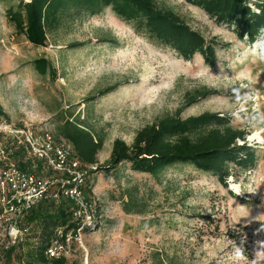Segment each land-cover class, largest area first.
<instances>
[{"label": "rangeland", "instance_id": "rangeland-1", "mask_svg": "<svg viewBox=\"0 0 264 264\" xmlns=\"http://www.w3.org/2000/svg\"><path fill=\"white\" fill-rule=\"evenodd\" d=\"M154 1L217 44L214 64L198 55L183 61L110 9L63 22L45 48H35L14 34L0 8V108L15 126L36 133H52L57 112L87 119L104 139L98 165L108 161L115 139L130 145L138 130L166 115L227 116L249 133L254 170H233L226 189L191 168L156 177L128 166L90 174L92 220L88 231L69 236L64 255L68 264H264V33L249 44L184 0ZM42 57L53 64L54 78L33 71L31 62ZM201 88L211 95L184 106L186 94ZM126 203L132 214L125 213ZM14 220L13 227L28 231L21 244L37 242L36 226L21 222L23 215L0 196V264L12 242L9 230L11 238L17 234L9 229Z\"/></svg>", "mask_w": 264, "mask_h": 264}, {"label": "trees", "instance_id": "trees-1", "mask_svg": "<svg viewBox=\"0 0 264 264\" xmlns=\"http://www.w3.org/2000/svg\"><path fill=\"white\" fill-rule=\"evenodd\" d=\"M1 1H9L6 6L0 3V8L5 10V22L15 35L22 36L35 48H45L48 35L63 22L92 17L110 9L116 18L133 27L136 34L145 35L150 41L170 48L183 61H190L198 55L206 64L216 62L217 44L189 28L173 10L158 8L154 0ZM184 1L199 9L215 24L231 28L239 40L246 39L253 44L264 33V0ZM30 65L37 76H56L53 64L45 57L35 59ZM210 95L211 92L205 88L188 93L184 106ZM79 118L74 116L73 111L53 114L51 135L56 141L66 142L75 160L85 169L82 185L84 200L90 193L87 182L90 174L119 172L126 166L135 174L152 177L172 169L191 168L215 177L224 189L227 188V179L235 177L233 170L245 173L256 168V151L245 143L249 133L235 128L230 118L217 113H203L187 119H181L177 114L161 117L138 130L130 145L115 139L109 159L103 165H98L97 160L103 147V136L91 129L87 119L80 121ZM8 159L13 168L48 181L49 187L45 198L28 208L12 203L13 210L23 215L21 222L36 226L38 236L33 244L28 242L29 239L21 244L27 233L20 240L9 242V246L2 249L4 264H68L64 254L57 258L46 255L54 242L65 245L66 234L72 233L74 237L80 227V221L73 218L75 204L62 195L64 186L59 181L65 178L49 170L43 160L26 153L15 143L10 146ZM86 202L89 203L88 200ZM129 207L128 203L123 206L126 214H132ZM18 222L14 220L11 223L17 226ZM87 227H83L80 233L88 231ZM58 232L61 236L57 235Z\"/></svg>", "mask_w": 264, "mask_h": 264}, {"label": "built area", "instance_id": "built-area-1", "mask_svg": "<svg viewBox=\"0 0 264 264\" xmlns=\"http://www.w3.org/2000/svg\"><path fill=\"white\" fill-rule=\"evenodd\" d=\"M13 143L23 147L26 153L43 160L49 170L65 178L63 181H59L64 186L62 195L76 206L73 218L80 221V227L76 230L74 237L80 235L81 229L88 225L92 216L90 205L82 195L86 171L75 160L71 147L64 141H56L48 131L36 133L30 128L15 126L9 121L6 114L0 111V166L3 164V167H0V196L4 205L9 209H13V202L24 208L32 206L45 198V193L49 187L48 181L13 168L8 159L10 146ZM13 226L15 224L9 229H15L17 234L11 238L9 230L8 236L12 242H15L27 233V229H17ZM57 235L61 236V232H58ZM71 235L72 233L66 234L65 245L54 242L46 251V255L49 258H57L64 254L66 242Z\"/></svg>", "mask_w": 264, "mask_h": 264}, {"label": "clouds", "instance_id": "clouds-1", "mask_svg": "<svg viewBox=\"0 0 264 264\" xmlns=\"http://www.w3.org/2000/svg\"><path fill=\"white\" fill-rule=\"evenodd\" d=\"M238 255H239V253H238ZM253 264H256V262H255V261H253Z\"/></svg>", "mask_w": 264, "mask_h": 264}, {"label": "crops", "instance_id": "crops-1", "mask_svg": "<svg viewBox=\"0 0 264 264\" xmlns=\"http://www.w3.org/2000/svg\"><path fill=\"white\" fill-rule=\"evenodd\" d=\"M9 28H11L9 25H8ZM12 29V28H11ZM5 113V112H4Z\"/></svg>", "mask_w": 264, "mask_h": 264}]
</instances>
